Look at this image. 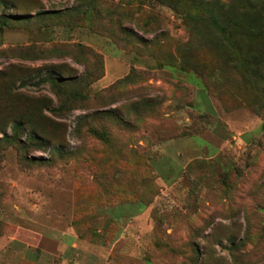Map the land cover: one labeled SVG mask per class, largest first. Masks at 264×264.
I'll return each mask as SVG.
<instances>
[{"label": "rangeland", "instance_id": "374dc122", "mask_svg": "<svg viewBox=\"0 0 264 264\" xmlns=\"http://www.w3.org/2000/svg\"><path fill=\"white\" fill-rule=\"evenodd\" d=\"M0 264H264V0H0Z\"/></svg>", "mask_w": 264, "mask_h": 264}, {"label": "trees", "instance_id": "16d2710c", "mask_svg": "<svg viewBox=\"0 0 264 264\" xmlns=\"http://www.w3.org/2000/svg\"><path fill=\"white\" fill-rule=\"evenodd\" d=\"M258 16L259 15L256 13V11L251 7L248 10L243 11L245 22L249 25H253L255 22H257V20L259 19Z\"/></svg>", "mask_w": 264, "mask_h": 264}]
</instances>
